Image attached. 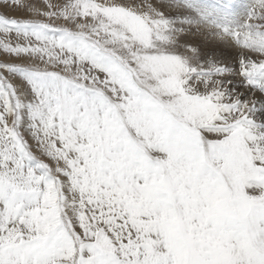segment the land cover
<instances>
[{"label": "snow or ice", "instance_id": "snow-or-ice-1", "mask_svg": "<svg viewBox=\"0 0 264 264\" xmlns=\"http://www.w3.org/2000/svg\"><path fill=\"white\" fill-rule=\"evenodd\" d=\"M0 264H264V0H0Z\"/></svg>", "mask_w": 264, "mask_h": 264}, {"label": "rangeland", "instance_id": "rangeland-1", "mask_svg": "<svg viewBox=\"0 0 264 264\" xmlns=\"http://www.w3.org/2000/svg\"><path fill=\"white\" fill-rule=\"evenodd\" d=\"M9 14H10V15H14L15 13L10 12Z\"/></svg>", "mask_w": 264, "mask_h": 264}]
</instances>
